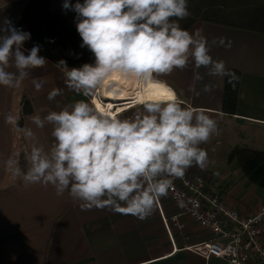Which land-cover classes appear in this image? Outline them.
I'll list each match as a JSON object with an SVG mask.
<instances>
[{
  "label": "clouds",
  "instance_id": "9594fccd",
  "mask_svg": "<svg viewBox=\"0 0 264 264\" xmlns=\"http://www.w3.org/2000/svg\"><path fill=\"white\" fill-rule=\"evenodd\" d=\"M63 7L77 13L81 47L95 57L94 63L80 67H70L63 59L57 62L68 88L84 97L102 94L114 74L148 83L185 69L190 61L196 69L206 68L209 76L231 75L223 60L213 59L199 31L181 27L179 21L189 16L188 0H77L74 6L65 0ZM30 38V32L10 20L0 25V85L19 88L29 69L46 64L40 46L23 50ZM194 79L202 81L203 76L197 72ZM33 83L40 91L45 82ZM213 87L205 84L202 91ZM60 94L54 88L48 99ZM172 95L138 98L141 108L127 118L94 100L75 101L43 118L35 115L37 128L52 125L54 142L47 150L35 142L31 128H17V117L8 113L6 123L32 143L25 147L27 171L15 159L6 162L7 170L25 184L52 185L57 195L68 191L83 210L109 208L144 220L167 195L173 178H182L193 166H207L201 146L217 132L210 115L182 106Z\"/></svg>",
  "mask_w": 264,
  "mask_h": 264
},
{
  "label": "crops",
  "instance_id": "0c3cea01",
  "mask_svg": "<svg viewBox=\"0 0 264 264\" xmlns=\"http://www.w3.org/2000/svg\"><path fill=\"white\" fill-rule=\"evenodd\" d=\"M64 2L52 0V11L76 26L77 13L64 9ZM26 3L0 0V25L2 15L20 18ZM70 3L74 6L76 2ZM16 5L17 12L12 9ZM197 31L206 38L213 59L223 60L227 70L237 69L242 74L236 114L223 112L226 76H209L206 68L196 69L193 61L183 70L175 69L155 79L168 84L182 106L189 105L216 120L217 132L210 139L223 137L225 160L238 145L264 152V34L207 23L191 30ZM28 72L23 89L33 112L24 118L23 128H31L35 142L47 150L54 142L52 125L37 128L32 117L43 118L49 111L78 100L91 103L93 97L68 88L63 72L51 61ZM197 72L203 76L202 81L194 79ZM33 81H44L42 90L37 91ZM205 84L214 86L211 92L202 91ZM54 88H59L61 94L49 100L48 94ZM15 89L0 85V264H228L216 258L207 261L186 249L210 237L209 231L188 218L180 219L181 226L171 222V239L158 204L144 220L109 208L83 210L81 202L68 191L57 195L52 185L25 184L21 178H13L6 162L18 160L21 170L27 171L25 147L32 143L6 123L7 114L16 113ZM139 108L138 104L121 112L115 113L116 107L113 110L115 115L127 118ZM201 147L205 150L206 144ZM209 164L204 169H189L210 174L216 190L224 192L232 208L251 215L264 203V190L251 183L237 163ZM162 205L168 215L174 212L165 196Z\"/></svg>",
  "mask_w": 264,
  "mask_h": 264
},
{
  "label": "trees",
  "instance_id": "16d2710c",
  "mask_svg": "<svg viewBox=\"0 0 264 264\" xmlns=\"http://www.w3.org/2000/svg\"><path fill=\"white\" fill-rule=\"evenodd\" d=\"M79 2L83 3L84 0ZM51 5L52 0H27L17 26L18 29L31 33L24 48L28 51L33 46H40L39 54L55 65L61 59L66 60L70 67L94 63L95 57L91 51L87 47H81L82 39L77 27L66 17L56 15ZM188 10L189 16L179 23L190 32L199 24L207 23L264 34V0H188ZM228 70L231 75L226 76L225 80L223 112L234 115L242 74L237 69ZM23 86L22 82L18 89L24 91ZM18 99L20 110L13 115L17 117L16 127L23 128L24 118L33 112V106L25 92ZM12 128L15 133L19 132L13 126ZM228 161L237 163L249 181L264 190L263 151L238 145L229 153ZM210 177L213 190L215 184L212 176ZM218 192L224 198V192L217 189L216 193Z\"/></svg>",
  "mask_w": 264,
  "mask_h": 264
},
{
  "label": "built area",
  "instance_id": "2783aa9c",
  "mask_svg": "<svg viewBox=\"0 0 264 264\" xmlns=\"http://www.w3.org/2000/svg\"><path fill=\"white\" fill-rule=\"evenodd\" d=\"M105 108L108 103L96 95ZM112 110L124 111L137 106V100L115 102ZM127 105V106H126ZM121 107V108H118ZM111 109V108H110ZM206 172L193 173L186 170L182 178H173L167 193L174 212L168 215L160 199L158 206L167 230L173 238L171 222L181 226L180 219L188 218L198 227L209 231L207 240L186 247L205 258L221 259L228 264H264V203L251 215L232 208L225 199L216 193Z\"/></svg>",
  "mask_w": 264,
  "mask_h": 264
},
{
  "label": "bare ground",
  "instance_id": "6f19581e",
  "mask_svg": "<svg viewBox=\"0 0 264 264\" xmlns=\"http://www.w3.org/2000/svg\"><path fill=\"white\" fill-rule=\"evenodd\" d=\"M165 90L173 93L176 98L174 90L168 84L161 80L154 79L152 81H149L148 83L143 84L138 80L129 79L117 73L114 74V76L106 82L103 89L101 90V95L105 99V102L108 103L111 111L114 113L112 107L117 106L114 105L115 102L126 101L128 104L133 102L134 100H138V98L149 96L164 98L162 93H164ZM98 101L99 100L97 99L96 103L100 104L101 107H105Z\"/></svg>",
  "mask_w": 264,
  "mask_h": 264
},
{
  "label": "rangeland",
  "instance_id": "374dc122",
  "mask_svg": "<svg viewBox=\"0 0 264 264\" xmlns=\"http://www.w3.org/2000/svg\"><path fill=\"white\" fill-rule=\"evenodd\" d=\"M26 6V5H25ZM17 5L12 8L13 11L17 12ZM25 8V7H23ZM3 18V20L1 21L2 25L3 22L7 19L10 20L12 22V24L17 27L18 26V17L15 16L14 14L12 16H10L9 14H5L4 16L2 15L1 19ZM16 93L15 96L17 97V100H15V105H14V109L16 110V112H18L20 110V104H19V95L24 92V91H20V89L16 88ZM102 96V95H101ZM224 146L225 143L223 142V137L218 138L217 141H211V139L206 143V149L205 151L207 152L208 155V163L210 165V167H212V165H216V164H225L227 161V159H224L223 156V151H224ZM213 169V168H212ZM207 173V172H206ZM168 199V196H165Z\"/></svg>",
  "mask_w": 264,
  "mask_h": 264
},
{
  "label": "snow or ice",
  "instance_id": "6c2138e0",
  "mask_svg": "<svg viewBox=\"0 0 264 264\" xmlns=\"http://www.w3.org/2000/svg\"><path fill=\"white\" fill-rule=\"evenodd\" d=\"M162 95H163L164 98H169V99L173 98L172 93L170 91H167V90H165V92L162 93Z\"/></svg>",
  "mask_w": 264,
  "mask_h": 264
}]
</instances>
